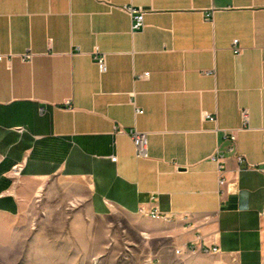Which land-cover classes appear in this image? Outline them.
I'll list each match as a JSON object with an SVG mask.
<instances>
[{"label": "crops", "instance_id": "obj_1", "mask_svg": "<svg viewBox=\"0 0 264 264\" xmlns=\"http://www.w3.org/2000/svg\"><path fill=\"white\" fill-rule=\"evenodd\" d=\"M123 5L144 10L142 29ZM0 53V216H145L215 264H264V0H0Z\"/></svg>", "mask_w": 264, "mask_h": 264}, {"label": "rangeland", "instance_id": "obj_2", "mask_svg": "<svg viewBox=\"0 0 264 264\" xmlns=\"http://www.w3.org/2000/svg\"><path fill=\"white\" fill-rule=\"evenodd\" d=\"M166 230L145 216H96L86 207L52 219L0 216V264H215L209 252L160 235Z\"/></svg>", "mask_w": 264, "mask_h": 264}, {"label": "built area", "instance_id": "obj_3", "mask_svg": "<svg viewBox=\"0 0 264 264\" xmlns=\"http://www.w3.org/2000/svg\"><path fill=\"white\" fill-rule=\"evenodd\" d=\"M121 8L126 10L130 14L132 30L137 31V30L142 29V27L144 26V10H142L139 7L132 6V5H123V6H121ZM209 17H210V13L206 14V19H208ZM230 47H231V50L233 51V53H235V54L239 53L240 52L239 40L237 38H234L231 42ZM32 56H33V54L30 52H25L23 54H20L21 59L24 61L31 60ZM2 58H3V54L0 53V60ZM95 58H96V62L98 64L100 71L103 72L105 70V56H104V54H99L97 52ZM143 76H148V72L143 73ZM136 112L139 113L140 111L136 110ZM201 117L204 120L216 121V115L213 113L207 112L205 110H203L201 112ZM241 119H242L241 128L242 129L248 128L249 127L248 109L243 108L241 110ZM114 129L116 132L125 131L122 126H115ZM127 133L129 134V136H130V138L134 144L136 157H140V158L148 157L147 133L140 131L135 127L129 128L127 130ZM225 135L228 138V142H229L228 143V150L235 154V157H236V160L238 163H243L245 161L244 156L241 154H238L236 152V147H235L236 132H235V130H225ZM263 138H264V135H263ZM212 159L218 163V173H219L218 183L220 186H223L226 182V178L224 175L225 168H224V165L222 163L223 154L217 152L216 154L212 155ZM111 160L116 161V156H112ZM247 165L249 167H254L253 165H250V164H247ZM20 169H21V164L18 163V164L13 165L12 166V174L13 175L19 174ZM262 170L264 171V166H263ZM151 200H154V198L152 197ZM138 209H140L141 211L148 212V215H159V216L167 217V218L171 219L169 214L160 212L156 206L148 207L145 204H141ZM261 215L264 216V208L261 212ZM208 250H210L211 252H217L218 248L212 247ZM263 263H264V258H263Z\"/></svg>", "mask_w": 264, "mask_h": 264}, {"label": "bare ground", "instance_id": "obj_4", "mask_svg": "<svg viewBox=\"0 0 264 264\" xmlns=\"http://www.w3.org/2000/svg\"><path fill=\"white\" fill-rule=\"evenodd\" d=\"M143 212L148 215V212H145V211H143ZM148 216L151 217V218H154V219H159V218L166 219L167 218V217H162V216H159V215H148Z\"/></svg>", "mask_w": 264, "mask_h": 264}]
</instances>
